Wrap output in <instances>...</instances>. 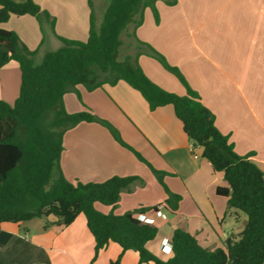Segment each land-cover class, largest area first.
Here are the masks:
<instances>
[{
    "label": "crops",
    "instance_id": "1",
    "mask_svg": "<svg viewBox=\"0 0 264 264\" xmlns=\"http://www.w3.org/2000/svg\"><path fill=\"white\" fill-rule=\"evenodd\" d=\"M24 2L25 0H14ZM48 12L41 20L31 15H12L0 28L15 31L25 45L36 51L35 61L63 46L58 36L86 41L92 4L96 25L103 21L107 5L102 0H35ZM158 19L152 8L144 10L143 23L125 30L132 38L134 56L151 45L177 67L201 101L215 116V124L229 136L235 151L251 155L264 172V0H157ZM53 22L55 32L53 30ZM124 44V43H123ZM123 46V45H122ZM121 51V50H120ZM39 63V62H37ZM139 63L146 75L163 89L185 95L179 79L147 53ZM21 69L10 61L0 68V99L14 104L20 93ZM64 96L69 113L89 111L110 122L122 138L157 170L165 172L164 183L180 196L176 211L166 206L165 188L144 162L119 144L110 131L96 122H82L64 135L61 170L71 181L102 183L114 176H137L121 194L116 208L96 203L103 212L121 215L138 208L158 207L166 219L156 218L157 236L147 248L162 260L172 256V237L177 229L192 234L205 248L224 247L232 235L244 229L247 219L229 208L219 187H229L223 172H216L193 145L173 105L154 110L143 95L125 81L105 84L92 91L78 86ZM0 226L12 238L0 244V264H139V254L124 251L111 242L98 255L86 217L80 214L67 227L50 225L55 217ZM152 264V263H144Z\"/></svg>",
    "mask_w": 264,
    "mask_h": 264
},
{
    "label": "trees",
    "instance_id": "2",
    "mask_svg": "<svg viewBox=\"0 0 264 264\" xmlns=\"http://www.w3.org/2000/svg\"><path fill=\"white\" fill-rule=\"evenodd\" d=\"M157 0H111L98 27L92 4L90 30L86 41L58 36L63 46L35 61L30 50L15 31L0 28V68L16 61L21 69L20 93L14 104L0 99V226L4 222L21 223L55 217L44 228L54 224L67 227L83 214L95 240L96 255L111 242L123 252L136 251L139 264H264V172L250 158L241 156L215 124L213 112L203 104L177 67L151 45L137 39L146 51L120 58L122 34L130 24L137 29L143 23L144 10L153 9L156 19ZM170 5L177 0H166ZM12 15H31L39 20L49 17L35 0L16 2L0 0V23ZM53 22V30L55 32ZM147 53L174 74L186 88L185 95L169 92L154 83L144 72L139 57ZM125 81L138 90L152 110L173 105L177 117L194 146L203 149L216 172H223L229 187H219V195L228 198L229 208L247 216L241 233L230 236L224 247L214 250L203 247L189 232L177 229L172 237V256L162 260L153 254L147 243L157 236L154 224L141 216L154 208H138L117 215L103 213L96 203L116 208L121 194L137 176H114L102 183L69 181L61 170L65 133L82 122H96L106 127L114 139L147 164L165 188L166 206L176 211L180 196L164 183L165 172L155 169L121 136L110 122L89 111L69 113L64 96L74 92L81 99L78 86L92 91L105 84ZM5 245L12 235L4 233ZM42 264V263H35ZM119 264V261L113 262Z\"/></svg>",
    "mask_w": 264,
    "mask_h": 264
},
{
    "label": "rangeland",
    "instance_id": "3",
    "mask_svg": "<svg viewBox=\"0 0 264 264\" xmlns=\"http://www.w3.org/2000/svg\"><path fill=\"white\" fill-rule=\"evenodd\" d=\"M110 2H111V0H102V5L103 6H105V5L109 6ZM95 3H97V0H95ZM122 39H123L124 44L121 47L120 58L123 57V55L129 51V48H130L131 42H132V38L127 31L122 34ZM41 61H42V58H39V60H37V62H41ZM243 216L245 217V219H247V216L245 214ZM34 222H35L34 223V225H35L36 223L39 222V220L35 219Z\"/></svg>",
    "mask_w": 264,
    "mask_h": 264
},
{
    "label": "built area",
    "instance_id": "4",
    "mask_svg": "<svg viewBox=\"0 0 264 264\" xmlns=\"http://www.w3.org/2000/svg\"><path fill=\"white\" fill-rule=\"evenodd\" d=\"M140 218L142 221H144L146 223L153 224L152 222L156 218L166 219V215L161 210H151V211L145 213L144 215H142Z\"/></svg>",
    "mask_w": 264,
    "mask_h": 264
}]
</instances>
